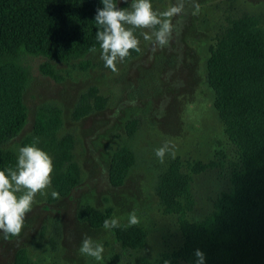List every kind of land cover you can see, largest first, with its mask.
<instances>
[{
    "label": "rangeland",
    "instance_id": "1",
    "mask_svg": "<svg viewBox=\"0 0 264 264\" xmlns=\"http://www.w3.org/2000/svg\"><path fill=\"white\" fill-rule=\"evenodd\" d=\"M129 7L131 0H116ZM153 9L165 11L176 0H151ZM192 0L186 11L173 17L177 31L168 46L146 41L137 29L140 51L117 64L104 66L101 49L69 62L26 54L21 64L27 76L22 99L27 120L21 131L6 143L14 155L20 147L39 138L38 147L54 163L51 186L37 194L18 236L0 232V264H15L16 253L25 250L26 264H142L182 241L178 218L167 213L158 194L160 174L171 166L189 178L193 206L191 217L205 215L211 199L228 185V173L237 159L224 133V122L214 106V91L206 81V61L222 30L242 12L253 14L264 34V0ZM50 60L55 76L40 64ZM168 145L164 162L155 150ZM126 149L133 155L120 185L109 179L113 154ZM199 163H210L198 168ZM68 167L77 182L61 194L54 180ZM52 191L59 193L53 199ZM86 206L110 209L121 226L105 230L78 217ZM136 210L137 226L127 227L128 214ZM136 230L137 234L129 233ZM128 230V231H126ZM134 232V231H133ZM87 235L105 248L96 261L79 252ZM182 264V263H180Z\"/></svg>",
    "mask_w": 264,
    "mask_h": 264
},
{
    "label": "trees",
    "instance_id": "2",
    "mask_svg": "<svg viewBox=\"0 0 264 264\" xmlns=\"http://www.w3.org/2000/svg\"><path fill=\"white\" fill-rule=\"evenodd\" d=\"M102 7V0H0V170L13 165L14 155L5 145L27 120L22 99L27 71L21 57L82 59L93 46L100 47L95 16ZM257 24L252 13L239 14L222 30L206 61L214 106L237 153L228 185L211 199L209 212L191 217L188 176L173 166L162 172L160 201L167 213L177 216L182 241L142 264H196V250L204 253V264H264V34ZM50 60L43 61L40 69L55 76ZM132 159L123 148L113 154L109 168L113 185L123 182ZM209 164L199 163L198 168ZM77 180L68 167L54 185L66 194ZM110 214L109 208L86 206L78 217L99 227ZM133 231L129 236L137 234ZM27 262L20 249L15 264Z\"/></svg>",
    "mask_w": 264,
    "mask_h": 264
},
{
    "label": "clouds",
    "instance_id": "3",
    "mask_svg": "<svg viewBox=\"0 0 264 264\" xmlns=\"http://www.w3.org/2000/svg\"><path fill=\"white\" fill-rule=\"evenodd\" d=\"M125 3L128 0H124ZM103 7L97 8L95 24L98 26L96 40L100 42L101 56L104 66L116 72L117 64L131 55V51H140V39L136 35L137 29H152L151 34L142 33L146 41L152 40L160 48L169 45L173 32L177 31V24L173 17L186 11L185 0L176 3L165 11L153 9L151 0H131L129 7H117L116 0H102ZM193 15L199 12V4L192 0ZM91 51L95 52L93 46ZM39 138L33 143L20 147L15 168L8 167L0 170V232L7 238L9 235L18 236L25 223L26 214L32 210L37 194L44 195L51 186L54 172L53 158L37 145ZM168 151L165 144L155 150V155L161 163L164 162ZM53 199H59V193L52 191ZM120 217L113 216L103 221L105 230H112L121 226ZM141 217L136 210L128 214L127 227L137 226ZM79 252L96 261L103 259L105 248L102 242L85 235L81 241ZM196 264H204V253L196 250Z\"/></svg>",
    "mask_w": 264,
    "mask_h": 264
}]
</instances>
